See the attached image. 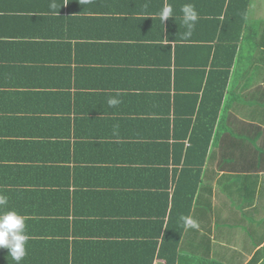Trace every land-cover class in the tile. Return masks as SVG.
I'll list each match as a JSON object with an SVG mask.
<instances>
[{"label":"crops","instance_id":"obj_1","mask_svg":"<svg viewBox=\"0 0 264 264\" xmlns=\"http://www.w3.org/2000/svg\"><path fill=\"white\" fill-rule=\"evenodd\" d=\"M153 8L150 0H0V194L8 197L3 210L25 217L27 255L21 264H166L159 251L169 208L157 216L156 198L138 197L146 191L145 178L155 179V164L128 163L132 155L114 146L94 152L74 143L110 140L125 128L123 115H133L123 113L134 109L128 102L109 107L102 98L91 104L97 92L121 98V92L147 93L151 85H165V70L144 64L151 59L147 51L142 56L141 49L128 48L153 42L147 38L156 25L148 14ZM212 31L206 27L195 38ZM236 44L217 121L224 132L213 133L217 143L207 155V180L215 185L208 204L190 207L197 227L184 226L179 263L208 258L264 264V0L250 1ZM197 50L185 60L207 57V47ZM127 52L134 63H123ZM95 68L102 71L97 76ZM61 89L79 94L59 119ZM89 116L102 118L100 139L82 128ZM90 155L109 162L86 164ZM79 165L85 169L73 172ZM226 174L231 177L222 190L219 181ZM0 264H15L7 249H0Z\"/></svg>","mask_w":264,"mask_h":264},{"label":"trees","instance_id":"obj_2","mask_svg":"<svg viewBox=\"0 0 264 264\" xmlns=\"http://www.w3.org/2000/svg\"><path fill=\"white\" fill-rule=\"evenodd\" d=\"M150 1L154 8L151 12L148 11V14H153V21L156 25L147 38L153 42L146 46L129 45L128 48L138 52L141 49L142 56L144 51H147L151 59L144 64L161 66L165 70V85H160L157 88L156 85H151L147 93L130 90L121 92V98L117 99L128 102L134 108L129 112H123L124 114H133L123 115V119L120 120L125 128L117 129L115 133L113 129L110 130L108 133L113 132L110 140H95L91 143V141L85 142L79 139L74 143L78 144L79 149L80 146H88L90 151L94 152L99 149L109 150L111 146H114L118 148L117 150L124 151L125 155L131 154L134 158L129 162L126 159L121 160L123 162L142 164V162L148 161L155 164V169H152L155 179L150 181L149 178H145L143 185L146 191L139 192L138 197L144 198L150 195L156 198L152 202L160 209L154 213L157 216H166L169 208V221L163 227L164 235L159 256L165 258L166 264H183L184 262L180 261L181 263H179L177 259V247L181 240V233L186 226L181 217L189 218L190 207L194 203L204 205L197 201H205L208 204L212 196L215 184H211L210 180H207V174H209L206 165L207 155L214 148V145L211 146V144L217 143L213 139V133L215 132V137H217L224 132L218 128L217 121L224 112L221 109V104L228 90L236 42L243 33L247 9L251 0ZM186 3L193 4L199 15L190 36L185 35L187 29L183 24V14L180 11L182 5ZM166 4L172 6L174 16L168 18L166 26H164L163 22L165 21L161 22L158 13ZM201 21L205 24L201 25ZM211 26L213 31L210 36L203 37L202 40L195 38L197 34L203 33L204 28ZM164 36L166 37L165 44L162 43L165 39ZM211 40H215L216 43L209 44ZM200 41L203 44H200ZM172 42H174L173 45ZM200 46L209 49L207 57H201L198 61L185 60V55L198 53L197 49ZM130 55L131 53L127 52L124 64L134 63L129 58ZM78 71L75 76L76 86L79 85L82 78L81 71ZM97 71H101V69H93L92 74L97 76ZM89 74L83 78L88 79ZM67 78L70 79V76ZM67 78L63 76L64 81H68ZM197 78L198 80H195ZM197 81H199L198 84H196ZM86 84L87 82L84 85ZM170 90H173V97L169 93ZM181 92H186L190 101L185 100V95ZM78 94L76 90L61 89L57 92L59 104L57 103L58 106L55 107H57L59 119L60 113L69 111L64 107L70 105L71 97L76 98ZM80 94L85 93L81 92ZM91 94L89 93L88 99ZM96 95L98 98L94 97L92 102L90 101L91 104L102 98L108 100V97H114L115 93L97 92ZM84 120H87L89 124L83 125L82 128L100 139L102 127H99V121H102V118L89 116ZM16 122H18L17 118ZM118 131L121 133L118 134ZM87 136L91 139L90 135ZM144 150L147 151L148 159L143 154ZM222 156L230 160V155L223 154ZM76 160H78L77 154H75ZM85 161L86 164L100 162L104 166L107 164L106 161L109 162L102 155H90L89 160ZM59 168L65 172L69 169V167ZM79 168L85 169L79 165L74 167L73 172L74 170L78 171ZM93 169L92 166L87 167L88 171H93ZM128 169L126 168V170ZM226 175L219 181L222 190L226 188L227 181L231 177V174ZM144 177V173L139 176L141 179ZM212 182L214 181L212 180ZM162 226L163 219L159 223V227ZM262 254L264 255V252ZM192 259H189L191 261L189 264H222L215 260L194 261Z\"/></svg>","mask_w":264,"mask_h":264},{"label":"clouds","instance_id":"obj_3","mask_svg":"<svg viewBox=\"0 0 264 264\" xmlns=\"http://www.w3.org/2000/svg\"><path fill=\"white\" fill-rule=\"evenodd\" d=\"M87 2V0H85ZM183 24L187 31L186 36H190L195 28V24L199 19L198 12L195 6L191 3L182 5L180 9ZM161 22L173 17V8L170 4L163 6L159 13ZM109 107H115L121 101L115 97H111L107 101ZM118 128V126H116ZM8 204V197L0 194V249H7L8 256L15 264H21V261L26 257V243L28 236L26 234L25 217L17 213L15 210H3L4 206ZM186 226L197 227L194 220L188 217H181Z\"/></svg>","mask_w":264,"mask_h":264},{"label":"rangeland","instance_id":"obj_4","mask_svg":"<svg viewBox=\"0 0 264 264\" xmlns=\"http://www.w3.org/2000/svg\"><path fill=\"white\" fill-rule=\"evenodd\" d=\"M205 260H209V259L207 258V259H205ZM209 261H211V260H209Z\"/></svg>","mask_w":264,"mask_h":264}]
</instances>
